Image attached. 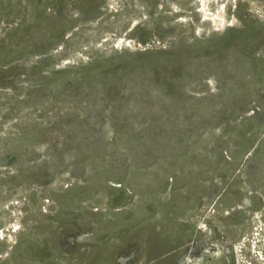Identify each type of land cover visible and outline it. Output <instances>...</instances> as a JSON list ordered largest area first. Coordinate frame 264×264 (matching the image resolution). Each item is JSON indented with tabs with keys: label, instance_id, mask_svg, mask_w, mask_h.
Masks as SVG:
<instances>
[{
	"label": "rangeland",
	"instance_id": "1",
	"mask_svg": "<svg viewBox=\"0 0 264 264\" xmlns=\"http://www.w3.org/2000/svg\"><path fill=\"white\" fill-rule=\"evenodd\" d=\"M0 264H264V0H0Z\"/></svg>",
	"mask_w": 264,
	"mask_h": 264
},
{
	"label": "bare ground",
	"instance_id": "2",
	"mask_svg": "<svg viewBox=\"0 0 264 264\" xmlns=\"http://www.w3.org/2000/svg\"><path fill=\"white\" fill-rule=\"evenodd\" d=\"M204 14L206 15V16H208V11L205 9L204 10ZM214 15V14H213ZM216 16H217V21H219V23H223L224 22V10L223 9H221V10H219L218 12H217V14H216ZM203 227V226H202ZM204 228V227H203ZM205 229V228H204ZM257 230V229H256ZM244 243H245V241H244ZM256 251V250H255Z\"/></svg>",
	"mask_w": 264,
	"mask_h": 264
}]
</instances>
